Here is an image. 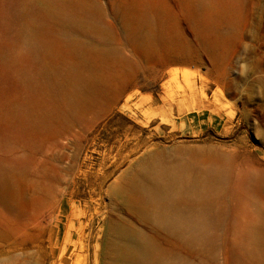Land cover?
<instances>
[{
	"label": "rangeland",
	"instance_id": "1",
	"mask_svg": "<svg viewBox=\"0 0 264 264\" xmlns=\"http://www.w3.org/2000/svg\"><path fill=\"white\" fill-rule=\"evenodd\" d=\"M168 1L199 64L129 62L118 98L100 99L73 121H54L55 134L20 119L19 105L28 98L18 64L0 66V178L19 167L26 203L20 211L0 198V264H105L108 228L124 220L173 246L183 264H264V236L255 233L264 234V186L255 194L227 185L219 221L209 226L211 250L194 244L184 251L182 236L143 221L122 200L146 158L178 164L190 148L208 147L228 159L232 181L241 168L264 171V0H245L224 60L202 44L180 0ZM104 3L106 21L127 42L114 0ZM124 52L134 59L129 45Z\"/></svg>",
	"mask_w": 264,
	"mask_h": 264
},
{
	"label": "bare ground",
	"instance_id": "2",
	"mask_svg": "<svg viewBox=\"0 0 264 264\" xmlns=\"http://www.w3.org/2000/svg\"><path fill=\"white\" fill-rule=\"evenodd\" d=\"M104 1L0 0V66L18 64V81L28 100L20 104L10 99V103L13 111L20 104L22 121L57 133L54 121H73L100 99L118 98L130 78L129 62L199 64L197 53L181 40L168 0H114V14L127 35L125 43L106 21L109 8ZM180 2L202 44L224 60L232 34L242 25L245 0ZM126 45L134 59L124 52ZM185 153L188 160L178 164H157L155 156L146 158L144 172L128 178L122 200L143 221H157L159 227L182 236L184 251L190 252L194 244L211 250L215 234L209 226L219 221L217 210L222 208L227 185L258 194L264 171L241 168L232 181L231 163L208 147ZM23 196L19 167H13L0 178V198L21 211L26 205ZM255 233L263 239L261 231ZM108 234L111 260L105 264H183L173 246L162 245L128 221H114Z\"/></svg>",
	"mask_w": 264,
	"mask_h": 264
}]
</instances>
